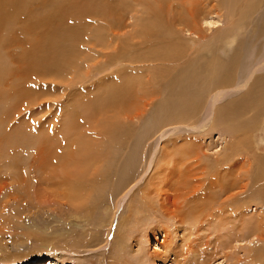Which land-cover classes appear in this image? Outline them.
Returning a JSON list of instances; mask_svg holds the SVG:
<instances>
[{"label": "rangeland", "instance_id": "obj_1", "mask_svg": "<svg viewBox=\"0 0 264 264\" xmlns=\"http://www.w3.org/2000/svg\"><path fill=\"white\" fill-rule=\"evenodd\" d=\"M6 1L8 5H0V25L3 24L1 25L2 28L0 26V32L3 31L0 33V57L2 58L0 62L7 60L6 63L9 65L10 69L12 70L13 68L12 71H16V73L18 72V67H20L18 64H21V62H19L20 58H22L21 54L24 55L29 51V48L37 53L36 50H34L35 46L53 37L55 33L53 28H57L61 31L65 30L64 33H70L75 30L76 38L74 41H78L77 43H79V55L90 54L93 56L96 54V52L88 50V48H91L90 46L88 47V45H92L94 41H98V37L99 39H105L106 37L104 41H108L109 44L111 43L112 45H109L107 50L96 48L97 51H100L97 52V64L95 69H91L92 73L89 74L88 79H84L85 83L82 86H77L72 89V87L67 86L65 81H61L59 86L56 82L54 83L56 87L49 89L47 82V90L52 93L54 92V96L57 98L50 97L48 93V95H43L39 98L34 97L33 102H28L29 100L27 99H22L24 101L16 100V98L9 95V86L11 85L12 87L13 76L7 75L0 80V95L6 99V102L2 101V103L0 101V140L3 139L0 141V264H25L27 262L49 264L48 260L51 262L54 260L53 264H109L113 259L115 260L121 252L131 264H138L141 260L140 256L142 257L145 254L146 260L148 261L147 264H152L153 262L149 260L148 256H150V254L152 255L154 252L163 254L165 251L161 246L156 247V241L165 247L166 242L163 244L164 235H162V232L170 236V239L166 237L165 240H171L173 242V244H171L172 242L170 241V245L166 244L165 248L167 252L169 249L187 250V245H189L188 239L190 238L189 241L194 247L203 244L202 252L208 256L209 259L207 262L209 264H251V259L244 260V250L251 245H261L255 238L248 242H240L236 245L237 247H235L233 243V245L229 244L227 249L225 248V250H223V254H225L227 258L226 260L224 256L220 254L221 251L219 250L217 251L219 253L215 255V260L209 261L212 257L210 253L215 250V239L214 235L211 233L212 227H208L205 224L208 217L206 219L203 217V219L201 218V220H198V224L193 228L195 233H193L190 227L191 232L186 228L184 235L187 239L182 241L180 239L181 234L179 237L177 236V234L179 235L181 232L175 234L176 228L180 229L174 222H177V220L167 217L164 214V209L161 210L157 202H155L157 211L154 215H152V211L144 215L146 212L145 209H142V217H139L141 213L137 211L139 208L132 210L130 208L132 204L128 208V202L130 201L129 197L131 196L130 193L133 192V189L125 198H123L122 195L125 190L120 195L118 194L119 196H115V193L112 192L114 196H110L109 202H107L108 204H105L98 211H91L90 216L83 210L79 203L75 202L76 200L73 197H69L66 187L63 188L58 185H50L44 180L41 181L39 179L40 171L37 170L34 172L29 168V166L33 164L32 160L35 156L36 149H39L36 146L45 147L48 145L49 141H47V137L56 139V144L58 143L59 145V150H57L59 156L64 157L68 161L77 160L78 162H81L84 156L86 157L88 154H93L96 148L98 149L99 142L104 140L105 134L103 131L101 132V130L105 124L104 126L101 124L96 126L95 122L96 124L101 123L97 120L94 122L84 121L81 119L80 115L79 121H76L77 127L75 128L70 126L72 123L65 122L66 118L62 116V113L66 110L67 105L78 103L81 106H87L95 101V97L99 98L100 96H104L103 94L106 93L107 90L109 91V89L114 88L111 87L108 89L106 83L103 84L105 79L116 83V80L124 79L125 76L128 77L130 75L128 78L132 76L131 78H134L133 80L138 77L140 85L143 81L146 82L147 80L150 83V77H152L150 75L151 72L146 71L145 67L141 68L144 64H140L138 61L141 62L140 57L146 53L150 46L156 47L158 45L161 41V37H153L155 42L149 41V46L145 40H141L139 37H134L132 35L133 33L137 34L140 29L139 25L147 20L145 7H142L139 3L137 4V0H112V3L111 0H104L105 4L103 0H68L67 4L61 8L59 16H55L52 20L53 23L57 25L53 27L49 22L41 24L40 20L52 14L53 2L61 4L63 0H20L21 2L19 1V3H16V6L12 4V0ZM22 3L24 4L22 5ZM24 5H26V7H23ZM109 6L110 8H108ZM174 6L178 7L180 5L177 2L176 4L174 3ZM184 6L186 5L184 4ZM88 7L90 9H88ZM194 9L195 12H197L196 22H198L199 31L197 33H201L202 36V39L196 42V45L201 44L202 48H198L192 43L193 40L197 41V35L186 31L187 29L184 28L185 25L181 20L171 22L170 19L167 20L162 17L163 19L158 21V24L164 26L167 30V33L164 34L167 38L166 40L173 43V47L178 49L181 54L179 55L178 62H175L173 65L177 66L176 69L178 70L182 69L186 64L190 66V69H195L204 64L203 61H200L201 58H213L217 64L216 81H220L224 78L226 81L229 80L228 83L231 81L235 87L233 86L234 88L229 90L230 93L228 92L222 96V100H217L215 103H212V94L210 97H206L208 94L207 92L198 111L193 114V119L185 123L173 122V118H171L174 115L180 114V107H177L171 102V100H176V92L179 91V93H182L185 91L184 89L179 90L180 86L172 87L175 95L172 94V91H167L165 95L163 93H160V95L155 94L156 96L152 94L149 98H145L143 94L137 92L138 96H142V102L139 100L140 103L138 104L134 100L128 107L129 110L127 109V111L123 112L121 117H114L112 121H107L110 125L118 119L119 123L117 122L116 125L121 124V130L127 133V137L125 138L126 141L123 143V146L120 147V152L124 155L125 160L123 159L122 163L119 162L118 164L120 165L119 168L122 169L120 177H123L124 181L132 177H135V181L137 180V188L135 187L136 190L134 189L135 192L148 181V178H150V168L154 160L153 158L156 154L159 156L163 150L169 152H175L177 150H180V152L198 150L197 152H201V154L204 152L206 156L212 159L210 163H214L216 156H219V154L223 155L225 153L229 156L234 154L235 159L233 158L231 164H237V170H240L241 174L244 170L248 171V174L251 176V187L257 190L258 187L264 186V135H262L261 132L262 126L264 127V0H253V3L250 0H204L202 3L198 1ZM8 11L10 12L6 13V15L5 12ZM19 11L21 14L18 13ZM182 13L181 17L183 16L184 18L185 14H188L186 10H183ZM3 14L6 15V17L1 16ZM8 14H10L11 17L10 15L8 16ZM165 14L167 15V13ZM54 15L55 14L52 16ZM29 16L31 17L29 18ZM170 17L172 16L167 15V18ZM6 22H8V24ZM22 26L25 29L27 28V30H24ZM172 27L177 29L178 34L175 36L169 35ZM15 31L17 33L20 32V35L15 34ZM12 33L15 35L11 36ZM6 35H8V37ZM15 36L18 38H15ZM6 37L8 40H6ZM13 38H15V40ZM25 39L27 41H25ZM5 41L10 42V46L8 43L5 44ZM228 41H233L231 46L226 45ZM13 42L16 43L14 44ZM2 44L6 46L4 47ZM50 44L53 45L54 42L49 41V45ZM1 45L4 48H2ZM17 45L20 47H16ZM113 45L114 48L111 50ZM5 49H10V52ZM24 49L26 50L25 52ZM74 50L78 51L77 46ZM79 55L77 56V60ZM102 59L104 61H102ZM8 60L10 61L8 62ZM122 61H124V64ZM13 62H17L16 65H18V67L15 63L12 64ZM113 66L115 68H112ZM148 66L150 65L148 64ZM163 66H165L164 63H153L152 67L150 66V70L154 71ZM188 66L184 67L186 70L185 73L191 74L190 69L187 71ZM222 66L226 68L224 67L223 69ZM128 68H132L133 71H130ZM61 69L64 70L63 67H61ZM82 71L83 70H79L77 76L80 75L81 78H83L84 73ZM120 71L124 72V75H122ZM223 72L229 73V75H225ZM117 73H121V77L118 79H116ZM62 74L63 72L61 75ZM107 76H109V78H106ZM198 80L200 79L198 78ZM181 81L185 83L183 80ZM3 82L5 84H3ZM246 82L247 85L242 88V85L246 84ZM99 85H102L100 89L102 87L104 88V91H101L102 93L99 92ZM159 85L160 81L156 86L158 87ZM21 86L23 87V84ZM67 87H69V91L62 93ZM160 87L162 88V92L165 86L162 84ZM148 88L152 90V85ZM39 89L40 90H38V88L34 89L33 86L30 87V91L39 92L41 90H46L43 88ZM132 91L130 94H132ZM247 92L248 94H246ZM257 92H259V97H257ZM46 96H48V99H44ZM254 98L256 101L261 102L259 104L257 102V108L252 107L256 104V101H253ZM242 101L244 105L240 106V102ZM25 103H27L28 106ZM22 104L25 105L23 106ZM35 106L38 108L37 110L33 108ZM91 107H93V105H91ZM24 108L28 110L25 109L23 111ZM98 110L101 109L96 110L95 107H93L92 111H95L94 114L97 115ZM76 111L78 110L76 109ZM115 115V113L103 114L102 118ZM235 120L236 124H234ZM60 125L61 128H59ZM99 127H101V130ZM56 131L59 132L57 133ZM64 132H67L66 134L68 135L70 134V139L73 138L74 142H76L75 136L82 135L86 137V139L89 140V144L87 145L89 149L83 144L82 146L84 149L82 151L76 148V144L74 145L75 148L71 147V149L66 145L63 147L60 138L61 135L62 138L64 137ZM86 133L89 135L91 133L90 137L89 135L87 137ZM96 133H100V135ZM11 135H14V138ZM8 136L10 137L7 144L4 140L6 139L7 142ZM20 136L25 140H20ZM33 138H42V141L38 142L37 139L36 142V139L33 140ZM231 138L234 139L233 144H235L233 146L231 145ZM17 139L20 140V143H24L18 144L19 142L17 141L19 140ZM27 139L30 140L27 142ZM173 142H175V144ZM39 143L43 144L40 145ZM171 143L175 145L176 148L173 147ZM164 148L168 149L165 150ZM81 156H83V158L79 160ZM62 157H60L61 160L64 159ZM39 161L41 160L39 159ZM39 161L35 165L39 166ZM224 166L225 165H223V167ZM57 169H61V167L58 166ZM236 175L237 173L232 175V178H236ZM20 177L23 178V181ZM153 178L149 179V183L154 186V190H158V188L159 190L162 188L165 189L167 185L173 182V177L171 173L169 174V170L166 172L163 171ZM195 180L196 178H192L190 183ZM235 180L236 182L240 181L236 186H239V188L234 190V192L238 193V197H240V184L242 180L238 179V176ZM62 188L65 190H62ZM67 193L68 195L66 196L68 197L66 198L65 194ZM168 194L171 197L170 199H172L170 200L171 206H175L176 204V206L181 205L182 200L180 202L175 201L173 192ZM151 196L153 197V195ZM248 196H250V201L253 200L248 207V212L251 215L260 212L261 202L264 203V200L258 199V193L255 192ZM239 202L240 201H237L235 205L238 206ZM258 202L260 206L256 205ZM109 203L113 206V211H115L116 214L111 229L109 228L110 234L108 227L103 231L100 230L99 227L101 221L107 219L105 210ZM184 208H187L186 205H184ZM131 210L133 211L134 220H136L138 215L139 218L137 217V219L139 221L136 223L133 221L130 225H127L123 230L125 231L123 232L124 235L117 234L116 226H118L122 218L127 215L126 213ZM197 212H195V217L197 216ZM202 213L203 212L199 211L198 217L201 216ZM96 216L100 217L102 220L95 219ZM125 219H127V217ZM209 226H211V224H209ZM239 226L241 227L240 224ZM157 230L161 231V234L157 236V238H155L156 236H151V239L148 241L145 240V235L148 236L152 231L155 232ZM242 231L245 232L244 227ZM208 232L210 233L209 237H207ZM105 236H108L106 248L104 247ZM239 237L240 236H238V240L240 239ZM91 238L97 239L96 242L92 243L90 241V243L89 239L91 240ZM135 240L138 241L137 244ZM184 242H186V244H184ZM205 244L208 247H205ZM94 245L98 246L95 247ZM241 248H243V250ZM189 250L193 252L192 248ZM167 252L166 254H168ZM263 254L264 253L259 252L254 256L263 258ZM235 255L237 258H240L238 261H242L238 263L234 262L236 261ZM171 256L165 264H171L174 260V256ZM260 261L264 262V260ZM153 264L164 263L162 261H155Z\"/></svg>", "mask_w": 264, "mask_h": 264}, {"label": "bare ground", "instance_id": "obj_2", "mask_svg": "<svg viewBox=\"0 0 264 264\" xmlns=\"http://www.w3.org/2000/svg\"><path fill=\"white\" fill-rule=\"evenodd\" d=\"M19 1L20 0H12V4L16 6V3H19ZM198 1H200L202 3L204 0H139V1L137 0V4L139 3L142 5V7H145V10H146L145 14H147V20L143 21V23L141 25H139L140 29L138 30L137 34L133 33L132 35L134 37H139V39H141V40H145L149 44V46H150L149 41L155 42L153 37H155V38L161 37L160 38L161 41L158 43V45L156 47L150 46L149 48H151V49L148 48L146 53L143 54L142 57H140V61L142 63L138 61V63L144 64V66H142L141 68L145 67L146 71L151 72L150 75L152 77L149 76L151 79L150 83L147 80L146 82L143 81L142 84L140 85L139 78L137 77L135 80H133L134 78H131L132 76L130 78H128L130 75L128 77L125 76L124 79L123 78L118 79L119 77H121L120 76L121 73H122V75H124V72L120 71L121 73H117L116 79H118V80H116L117 81L116 83L110 82L107 79L104 80L105 82H103V84L106 83V87H108V89L111 87H114V88L109 89V91L107 90L106 93L103 94L104 96H100V94L104 91V88L102 87L100 89V87L102 85H99L98 86V88L100 89L99 92H101V91L102 92L99 94V96H100L99 98L95 97V101L91 102L87 106L83 105L84 107L78 103H72V104L67 105L66 110L64 111V113H62V116L66 118L65 122L72 123V124H70V126L75 128V127H77L76 121H79L80 115H81V119L84 121L86 120V121L94 122L97 120L101 123L96 124V122H95L96 126H98L100 124L102 126H104V124H105V126L102 128V130L100 129L101 127H99L101 132L103 131V133L105 134L104 140L99 142L98 149L96 148V151L93 154H88L86 157L84 156V158H83V156H81L79 158V160L82 158H83V160L81 162H78L77 160L68 161L64 157L59 156L58 152H57V150H59V145H58V143L56 144V139L47 137V141H49L48 145H46L45 147L44 146L39 147V145L36 146L39 149H36L35 156L32 160L33 164L30 165L29 168H31V170H33L34 172H36L37 170L40 171L39 179L41 181L44 180L45 182L49 183L50 185H58V186L63 187V188L66 187V189H68L67 192L69 193V197H73L76 200L75 202L79 203L82 206L83 210L86 211V213L90 216H91V214H90L91 211H94V210L98 211L105 204H108L107 202H109L108 200H109L110 196H114V195L117 196L118 194L120 195L125 190V192L122 194L123 198H125L126 196H128V193L133 189V192L130 193L131 196L129 197L130 201L128 202V208L130 207L131 204H132V206L130 208L132 210H136V208H139L137 210V211L141 212L139 214V217L143 213L142 209H145L146 213H144V215L149 214L148 213L149 211H152V215H154V213L156 214V211H157V208L155 206V202H157L159 204V208L161 210L164 209V212H165L164 214L167 217H170L173 220H177V222L176 221H174V222H175V224H177L179 226L178 228H180V229L176 228L175 234L177 232H181V233H179V235L177 234V236L179 237L181 234L180 239L182 241L187 239L184 235L185 234L184 231L186 230V228L189 229V231L191 232V230L193 231V228L198 224V220H201V218L203 219V217H205V219L208 217L207 218L208 220L206 219L205 224L208 227H212L211 233L214 235V239H215L214 240L215 250L212 253H210V254H212V257L210 255V257H211V259L209 260L210 262L215 258V255L217 253H219V252H217L219 250L221 251L220 254H222L224 256V259L226 260L227 258L225 256V254H223L224 253L223 250H225V248L227 249L229 244L231 245L233 243V244H235V247H237L236 245L238 243L248 242L251 239L255 238V240L261 245H257V244L255 246L251 245L249 248H246V250H244V252H245V256H244L245 259L244 260H250L251 259V261H252V263L250 262L251 264H264L263 261H260V260H264L263 259L264 256H263V258H261L260 256L259 257L254 256L259 252L264 253V250H263V248H264V203L261 202V206H260L259 202L256 204L257 206L261 207L260 212H257L254 215H251L248 212V207L253 202V200L252 201L249 200L250 196H248V195L255 192V193H258V196H259L258 199L264 200V186L258 187L257 190H255V188L253 189L251 187V179H250L251 176H250V174H248V171L244 170V171H242L243 173L241 174V171L237 170V168H238L237 164H235V163L231 164L233 158L235 157L234 154H233L234 156L232 154L229 156L225 153L223 155L219 154V156H216L214 163L213 162L210 163L212 159H210V157L206 156V154L204 152L202 154H201V152H197L198 150L197 151L186 150L184 152H180V150H177V149H176L177 151H175V152L174 151L169 152V151L163 150L159 156H157V154H156L157 157L155 156L153 158L154 160H153V163L151 162L152 165L150 168L151 171H150L149 176H150V178H153L157 174L162 173L163 171L166 172L169 170V174L170 173L172 174L173 182L171 184L167 185L165 187V189L162 188L159 190V188L157 187L158 190H154V186H152L149 183L150 178L147 177L148 181H146V183L141 188L139 187L137 189V191L135 192V190L137 188V180L135 181V177H132L130 179L127 178L126 181L123 180V177H120V172L122 171V169L119 168L120 165L118 163L119 162L122 163V160L124 159V155L120 152V147L123 146V143L126 141L125 138L127 137V133L124 130H121V128H120L121 124L116 125L117 122L119 123L118 119H116V121L114 123H111L110 125L108 122L112 121L114 119V117H121L122 113L127 111L128 107L130 106V104L134 100L138 104L140 103L139 100H141V102H142V96L141 97L138 96L137 92L143 94L145 96V98H149L152 94L153 95H155V94L160 95V93H163L165 95V93L167 91H169V92L172 91V94H174L172 87L180 86L179 90L184 89L185 91L182 93H179V91L178 92L175 91L176 95L175 94L174 95L176 96V100H171V102L174 105H176L177 107H180V114L174 115L171 118H173V122L185 123L186 121H190L191 119H193V114L198 111V109L202 103V100L204 101V98H205V95L207 92H208V94L206 97H210V95L212 94V98H213V99L211 98L213 100L212 103H215V102H217V100H222L221 97L224 96L225 94H227L228 92L230 93L229 90L233 89L235 87L231 83V81H230V83H231L230 84V83H228L229 80L226 81V79L224 80V78L221 79L220 81H218V80L216 81L217 64H216L215 59H213V58H205V59L201 58L200 61H203L204 64L201 62L203 65L201 67L195 68V69H190V66H188L186 64L182 67V69L178 70V69H176L177 66L173 65L175 62H178L179 55H181V54H180L178 49L173 47V43H171L169 40H166L167 38L164 36V34L167 33V30L164 26L158 24L159 23L158 21L160 19H163L162 17L166 18L167 20L170 19L171 22H175L176 20L177 21L181 20V22L184 23V25H185L184 28L187 29L186 31H188L189 33L197 35L196 36L197 41H195V40L192 41V43L194 45H196L197 44L196 42H198L199 40L202 39L201 33L200 34L197 33V32H199L198 31V22H196L197 12H195V9H194V6ZM250 1L253 3V0H250ZM63 2L61 4H58L57 2L56 3L53 2L54 5H53L52 14L50 16H46V17L42 18L40 20V23L46 24L49 22L53 25V27H56L57 25L54 24L52 20L54 19L55 16H59L61 8L65 4H67L68 0H63ZM103 2H104V0H103ZM177 2L180 5V6H178L179 9L177 6H174V3L176 4ZM111 3H112V0H111ZM2 4L8 5L6 0H0V5H2ZM23 4L24 3H22V5ZM104 4H105V2H104ZM184 4L186 6H184ZM86 5H85V8H86ZM23 7H26V5H24ZM27 8H28V6H27ZM108 8H110V6ZM21 9H23V8H21ZM88 9H90V8L88 7ZM8 10H9V8H8ZM176 10H178V11H176ZM183 10H186L188 12V14H185V18L183 16L181 17V13L183 12ZM196 11H198V10H196ZM9 12L10 11L5 12V14L9 13ZM18 13L21 14L20 11ZM165 13H167L168 16H172V17L167 18V15ZM53 14H55V15L52 16ZM6 15L3 14L1 16L6 17ZM9 15L10 14H8V16ZM22 15H23V13H22ZM10 17H11V15H10ZM30 17L31 16H29V18ZM14 20H16V19H14ZM24 20H26V19H24ZM8 22H6V23L8 24ZM1 25H3V24H1ZM109 26H111V25H109ZM1 28H2V26H1ZM28 28H30V27H28ZM76 29H79V28H76ZM24 30H27V28L26 29L24 28ZM53 30H55L53 37L47 39V41H42V43L40 42L38 45L35 46L34 50H36L37 53H35L33 51V49L30 50V48H29L28 49L29 51H27L24 55L21 54L22 58H20V61H19V62H21V64H18L20 67H18V65H16L17 62L12 63V64L15 63V65L19 68V69H17L18 70L17 73H16V71H12L13 68H12V70L10 69L9 65L6 63L7 60L6 61L4 60V62H0V80L7 75L13 76L12 87L10 85L9 86L10 89L9 88L8 89L10 90L9 95L11 97L16 98V100L24 101L22 99H27V100H29L28 102H33L34 97L39 98V97H42L43 95H48V93H49L50 97L52 96L54 98L55 97L54 92L52 93V92L47 90V87H46L47 82H48L47 86L49 87V89L55 88L56 85L54 83H56V82L59 86V83H61V81H65L67 83V86L72 87V89L74 87H77V86L78 87L82 86L85 83L84 79H88L89 74L92 73L91 69L92 68L95 69V66L97 64V62H96L97 52H100V51H97L96 48L107 50L108 46L112 45L111 43L109 44L108 41H104V40H106V37H105V39H102L101 37H100L101 39H99V37H98L97 38L98 41H94L92 45L91 44L88 45V47L89 46L91 47V48H88V50H92V51L96 52V54H94L93 56H91L90 54H85V55L80 54L79 55V53H78L79 52V43H77L78 41H74L76 38L75 30L71 31L70 33H68V32L64 33L65 30L61 31L57 28H53ZM1 32H3V31H1ZM19 33L16 32L15 34H19ZM8 34H10V33H8ZM176 34H178L177 29L172 27L171 32H169V35L175 36ZM12 35H13V33L11 34V36ZM6 36L8 37V35H6ZM7 37H6V40H8ZM9 37H10V35H9ZM16 37L17 36H15V38ZM15 38H13V39L15 40ZM10 39H11V37H10ZM25 41H27V40L25 39ZM49 41H53L54 44L49 45ZM232 42L233 41H228V43L226 42V45L231 46ZM7 43L9 44L10 42H6L5 44H7ZM22 43H24V42H22ZM12 44H11V46H12ZM129 44H130V42H129ZM2 45H1V47H2ZM9 46H10V44H9ZM9 46H7V47H9ZM76 46H77L78 51L74 50V48ZM86 46H87V44H86ZM196 46L198 48H202L201 44H198ZM4 47H2V48H4ZM16 47H20V46L17 45ZM113 48H114V45L111 47V50ZM121 48H123V47H121ZM10 49H8L9 52H10ZM95 49H96V51H95ZM5 50H7V49H5ZM51 50H53V51H51ZM25 51L26 50L24 49V52ZM123 52H124V49H123ZM78 55H79V57L77 60ZM118 55H120V54H118ZM13 56H14V54H13ZM118 57H120V56H118ZM16 58H18V57H16ZM0 59H2V58L0 57ZM10 60H8V62ZM121 60H122V58H121ZM123 60H124V58H123ZM102 61H104V60L102 59ZM122 62L124 64V61H122ZM114 63H115V60H114ZM153 63H164L165 66L158 68V69H155L154 71H151L150 69H151ZM103 64H105V63H103ZM148 64L151 67L148 66ZM118 65H120V64H118ZM185 66H188L187 71H189V69H190L191 74L185 73V71H186L184 68ZM61 67H63L64 70H62ZM222 67L224 69L225 66H222ZM112 68H115V67L113 66ZM140 69H138V70H140ZM79 70L80 71L83 70L82 71L84 73L83 78H81L80 75H79L80 77L77 76L78 75L77 72L79 73ZM129 70L133 71L132 68ZM62 72H63V74L61 75ZM82 72H81V75H82ZM105 72H106V70H105ZM226 72H228V71H226ZM223 73H225V72H223ZM100 74H102V73H100ZM225 75H229V73H225ZM106 78H109V76H107ZM198 78L200 80H198ZM181 80H183L185 83H183ZM14 81H15V85H14ZM123 81L126 83H124ZM155 81H156V84H158L160 81V85L163 84L165 86L164 87L165 89L162 92H161L162 86L160 87V85H159L157 87L155 84ZM10 82H12V81H10ZM99 82H102V81H99ZM144 82H145V84H144ZM3 84H5V83L3 82ZM22 84H23V87L21 86ZM150 85H152V90H151V88H148ZM246 85H247V82H246V84L242 85V88L245 87ZM31 86H33L34 89L38 88V90H40L39 88H43L46 90H41L39 92L38 91H30ZM68 88L69 87H67V89L63 90L62 93H66L67 91H69ZM72 89H70V90H72ZM132 89H133V91H132ZM131 91H132V94H130ZM246 94H248V92ZM258 94H259V92H257V97L260 96V95L258 96ZM2 95H4V94H2ZM243 95H245V94H243ZM0 98H1V100H0L1 102L6 100L2 96ZM55 98H57V97H55ZM44 99H48V96L44 97ZM243 100H245V99H243ZM253 101L255 102L256 99L254 98ZM257 102L258 101H256L255 102L256 104H254L252 106L253 108H257V106H256ZM240 103H241L240 106L244 105L243 101ZM259 103H261V102H258V104ZM25 104L27 105V103H25ZM25 104H22V105L24 106ZM28 104H30V103H28ZM91 105H93V107H95L96 110L101 109V110H98L97 115L94 114L95 111L94 112L92 111L93 107H91ZM245 105H247V104H245ZM247 106H249V105H247ZM247 106H245V107H247ZM26 108H24L23 111ZM33 108L35 110L38 109L36 106ZM76 109L78 111H76ZM26 110H28V109H26ZM109 113H115L116 115L115 116H107V118H102L103 114H109ZM67 124H69V123H67ZM80 124H82V123H80ZM234 124H236V120H235ZM59 128H61V125L59 126ZM243 129H244V127H243ZM100 130H98V131H100ZM261 132H262V135H264V127L263 126L261 128ZM66 133L63 135L64 136L63 138H62V135L60 138L61 144L63 145V147L66 145L67 147H69L71 149V147L75 148V146H77L76 148L81 149V151H82L84 149L82 144L86 145V146L89 144V140H87L86 137H84L82 135L75 136L76 142H74L73 138L70 139L71 135L70 134L68 135ZM18 134H20V133H18ZM96 134L100 135V133H96ZM88 135L89 134H87V137H88ZM90 135H91V133H90ZM90 135H89V137H90ZM11 136H13V138H14V135H11ZM9 137L10 136L7 137L8 138L7 142H6V139L4 138L5 139L4 142L7 144L9 141ZM20 137H21L20 140H25V139H22V136H20ZM42 138H37L38 142H41ZM96 138H97V136H96ZM34 139H36V138H33V140ZM37 139H36V142H37ZM176 139H178V138H176ZM2 140L3 139H1L0 141H2ZM17 140H19V139H17ZM20 140L17 141V142H19L18 144H23L24 142L20 143ZM28 140H30V139H27L26 141L28 142ZM26 141H25V143H26ZM233 141H234V139H232V144H231L232 146L235 144V143L233 144ZM263 142H264V139H263ZM5 143H4V146H5ZM173 143L175 144V142H173ZM28 144H31V143H28ZM39 144L41 145L43 143H39ZM171 145H172V143H171ZM172 146L175 147V145H172ZM235 147H236V145H235ZM28 148H30V147H28ZM87 148H88V146H87ZM17 149H18V147H17ZM167 149H165V150H167ZM4 150H5V148H4ZM61 150H62V148H61ZM60 157H62L64 159L61 160ZM39 159L41 161H39ZM38 161L40 162L39 166L35 165ZM33 165H35V166H33ZM223 165H225V166L223 167ZM58 166H60L61 169H57ZM58 170H59V174H58ZM53 173H55V174H53ZM236 173H237L236 178H232V175H235ZM237 176H238V179L242 180L241 181L242 183L240 184V190H241V196L240 197H238V193L234 192V190L236 188H239V186L238 187H236V186H237V184L240 183V181L236 182V180H235V179H237ZM20 178L23 181V178L22 177H20ZM192 178H196V180L193 181L192 183H190ZM51 181H53V182H51ZM51 188H52V186H51ZM63 188H62V190H65ZM112 192L115 194L113 195ZM170 192L174 193L173 196L175 198L174 199L175 201L180 202L182 200L181 205L176 206L177 205L176 204L175 206H171L170 200H172V199H170L171 197L168 194ZM68 193L65 194V196L68 195ZM151 195H153V197L155 199ZM67 197L68 196H66V198ZM135 197H137V198H135ZM113 199H115V198H113ZM127 200H128V198H127ZM237 201H240L238 203V206L235 205V203ZM255 202H256V200H255ZM184 205H186V207H187L186 209L184 208ZM114 206H116V205H114ZM169 206H171V207H169ZM117 208H116V210H117ZM103 210H105V209H103ZM132 210L127 212L126 213L127 215L125 217H123V218L121 217L122 223L120 222L118 224V226H116L117 234H120V235L123 234V232H125L123 230L125 229V227H127V225H130V223H132L133 221L135 223L137 221H139L137 219L138 215L136 217V220H134ZM105 211H106L107 219H105L104 221H101V223L99 224V227H100V230H102V231L108 227V231H109V228L111 229V226L113 224L114 218L116 217V214H115V211H113V206H111L110 203H109V205ZM199 211L203 212V213L201 214V216L198 217ZM195 212H197L196 217H195ZM126 217H127V219H125ZM95 219L102 220L100 217H97V216L95 217ZM209 224H211V226H209ZM239 224L241 225V227L239 226ZM189 227L191 228V230ZM243 227L245 228V232L242 231ZM223 230H224V232H223ZM159 231L160 230H157L155 232L152 231L148 236L144 234L145 240L148 241L149 239H151V236L152 237L156 236L155 238H157V236H159L161 234V231L160 232ZM194 231H193V233H195ZM201 232H202V230H201ZM163 233L164 232H162V235H164L163 236V238H164L163 244L166 242V244L170 245L171 240H165L166 237H168L170 239V236L166 235L165 233L163 234ZM109 234H110V231H109ZM190 234H192V233H190ZM205 234H207V233H205ZM209 235H210V233L208 232L207 237H209ZM238 236H240L239 240H238ZM107 237L104 240V247L105 248H106V245L108 242ZM192 238H193V236H192ZM96 240L97 239L91 238V240L89 239V242L91 241L92 243H94V242H96ZM189 240H190V238L188 239L189 245H187L188 246L187 250L182 251L180 249H173V250L169 249L168 252H167V249L165 248L166 244L164 247V245H160L159 242L156 241V247L161 246V248H164L165 251L162 250V251H164L163 254H160L159 252H154L152 255L150 254V256H148V258L153 263L155 261H159V262L162 261L165 264L168 262V260L170 259V256L172 255V256H174V260L171 262V264H209L207 262V260L209 259L208 256H206L205 253L202 252L203 251L202 250L203 244L200 246L194 247L191 245ZM105 242H106V244H105ZM135 242L137 244L138 241L135 240ZM225 242H226V244H225ZM171 244H173V242ZM184 244H186V242H184ZM192 244H195V243H192ZM199 244H200V242H199ZM94 246L96 247L98 245H94ZM204 246L208 247V246H206V244ZM190 248L193 249V252H190V250H189ZM243 248H241V249L243 250ZM233 250H234V248H233ZM166 252L168 254H166ZM145 255H143L142 257L140 256L141 260H140V262H138V264H145V263L147 264L148 261L146 260ZM112 258H113V256H112ZM239 259L240 258L239 257L237 258V256H236V259H235L236 261H234V262L238 263V262L242 261V260L238 261ZM48 261H49V264H53V262H54V260L52 262L50 260H48ZM128 263H130V261L121 252V253H119L118 257L115 260L113 259V261H111L109 264H128ZM25 264H35V262H27Z\"/></svg>", "mask_w": 264, "mask_h": 264}]
</instances>
